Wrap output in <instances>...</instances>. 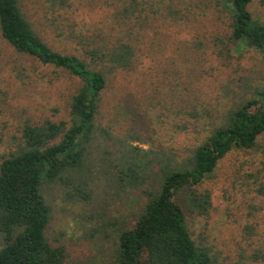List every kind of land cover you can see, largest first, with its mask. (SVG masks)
<instances>
[{"label": "rangeland", "instance_id": "obj_1", "mask_svg": "<svg viewBox=\"0 0 264 264\" xmlns=\"http://www.w3.org/2000/svg\"><path fill=\"white\" fill-rule=\"evenodd\" d=\"M18 1L41 39L61 54L100 67L105 48L133 49L129 68L108 71L104 61L105 87L76 175L85 178L87 194L76 192L78 179L42 191L50 209L43 234L50 246L63 247L60 264H113L116 232L133 225L147 199L141 189L155 183V158L183 160L203 124L263 87L264 52L228 43L225 0ZM247 9L264 24V0H250ZM79 85L66 69L15 51L0 35V159L15 149L24 124L68 125ZM125 159L141 166L142 178L131 185L116 180L114 165ZM197 190L208 192L207 213L185 217L213 264H263L252 255L264 250V132L252 148L226 153Z\"/></svg>", "mask_w": 264, "mask_h": 264}, {"label": "trees", "instance_id": "obj_2", "mask_svg": "<svg viewBox=\"0 0 264 264\" xmlns=\"http://www.w3.org/2000/svg\"><path fill=\"white\" fill-rule=\"evenodd\" d=\"M225 1L230 19L228 43L239 42L264 52V24L251 19L247 9L250 0ZM0 35L15 51L66 69L80 80L70 98L68 125L63 120L24 124L15 149L0 159V264H60L63 247L50 246L43 234L50 217L43 185L78 179L83 153L91 141L100 92L105 87L104 61L108 71L129 68L133 49L126 43L105 48L107 53L98 55L103 57L100 67L73 54H61L41 39L18 0H0ZM202 128L204 134L183 160L167 155L155 158V183L141 189L147 199L133 225L116 232L113 264L214 263L207 250L192 238L186 212L207 213L208 192L198 191L197 185L212 176L226 153L252 148L264 132V86ZM114 169L122 185L142 178L140 164L132 159L114 165ZM84 181L83 177L76 181L79 196L88 192L81 183ZM182 188L186 193L180 204ZM252 257L264 264V250Z\"/></svg>", "mask_w": 264, "mask_h": 264}]
</instances>
